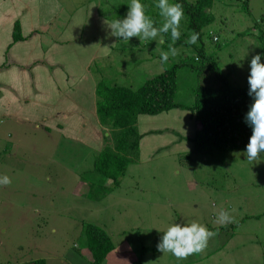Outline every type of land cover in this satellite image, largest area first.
Masks as SVG:
<instances>
[{"label": "rangeland", "instance_id": "1", "mask_svg": "<svg viewBox=\"0 0 264 264\" xmlns=\"http://www.w3.org/2000/svg\"><path fill=\"white\" fill-rule=\"evenodd\" d=\"M243 1L214 0L216 21L204 30V41L215 67L200 73L181 67L180 104L194 101L189 98L188 77L193 76L199 86H214L225 78L245 88L251 59L259 54L264 63V0H250L247 8L241 7ZM129 4L130 0L55 2L50 25H61L57 33L62 31L70 39L60 48V56L69 58L84 49L87 69L76 84L97 120L96 95L92 98L87 93L96 92L97 75L118 86L139 88L168 68L191 63L196 56L195 48L180 45L178 54L162 64L160 51L168 49L157 44L160 37L141 43L138 37L125 41L111 36L102 20L115 19L120 12L125 18ZM108 12L113 17H105ZM70 23L78 25L77 33L65 32ZM208 36L217 37L219 43ZM50 38L56 39L52 34L45 37ZM65 66L71 70L74 62ZM74 82L65 85L71 87ZM138 122L140 133L146 135L140 161L129 166L117 187L95 172L94 162L101 153L89 154L93 145L85 137L79 144L42 126L38 131L13 133L11 128L20 127L16 118L0 115V177L11 180L9 185H0V264L40 260L93 264L83 234L85 224L100 226L116 244L104 264H145L149 260L202 264L205 259L209 264H221V259L224 264H264V153L253 163L247 162L246 151L195 153L191 138L198 124L190 111L141 116ZM111 133H105V146L114 149ZM187 155L192 156L191 163L181 164ZM221 208L233 217L232 223L214 222ZM192 221L219 233L203 252L177 259L154 251L167 227ZM218 227L224 228L213 229ZM213 252L220 255L214 257Z\"/></svg>", "mask_w": 264, "mask_h": 264}, {"label": "trees", "instance_id": "2", "mask_svg": "<svg viewBox=\"0 0 264 264\" xmlns=\"http://www.w3.org/2000/svg\"><path fill=\"white\" fill-rule=\"evenodd\" d=\"M249 1L244 0L245 5L241 7L247 8ZM141 2L145 5L146 14L159 24L161 17L159 10L155 7L157 0H141ZM170 2L183 5L184 16L179 28L181 36L174 46L178 48L184 45L187 48H195L196 56L195 54L192 56L191 63L184 61L168 68L147 80L139 88L109 83L102 75L94 78L97 82V115L103 129L113 133L111 134L114 138L110 139L111 145H115L114 149L110 146L103 148L101 155L95 159L94 169L103 177L104 182L110 180L115 186L120 184V179L126 175L129 166L140 161L141 141L146 136L139 131L138 121L141 116H158L177 109L190 111L198 124L191 138L195 153L246 151V145L252 135V129L245 122L246 113L253 102L248 95L249 86L237 88L225 78L215 82L214 86H199L194 83L191 76L188 77L191 80L190 88H192L189 98H194L193 104L185 105L177 101L182 66H188L193 73H200L203 69L208 70L211 65L215 67V63L212 62L213 55L206 50L204 30L215 23L216 11L213 13L214 0H170ZM106 14L108 16L105 17H113L111 12ZM101 16L104 17L103 13ZM114 18L123 19L124 14L116 13ZM193 31L199 33L198 47L195 44L185 43ZM25 39L21 23L17 21L14 24L13 41L9 50ZM210 39L219 43L217 37L214 38L215 41L213 38ZM170 43V34L164 35L163 47L168 49ZM191 160L192 156L187 155L181 159V164L191 163ZM96 184V182L92 183V185ZM221 228L224 227L213 229ZM83 234L93 264H104L116 251L113 239L100 226L85 224ZM154 251H157V247ZM217 252L211 255L214 256ZM33 264H47V262L40 260Z\"/></svg>", "mask_w": 264, "mask_h": 264}, {"label": "crops", "instance_id": "3", "mask_svg": "<svg viewBox=\"0 0 264 264\" xmlns=\"http://www.w3.org/2000/svg\"><path fill=\"white\" fill-rule=\"evenodd\" d=\"M56 1L0 0V115L3 118H16L20 127L11 128L13 133L38 131L42 126L79 144L83 143L81 139L85 137V142L93 145L94 151L89 154H100L108 136H105L106 131L99 119L92 117V110L84 99L85 93L76 84L87 69L86 54L84 49H79L69 58L60 56V48L70 39L64 38L62 31L61 34L57 33L61 25H50L55 16ZM17 21H20L26 39L9 50ZM76 26L70 23L65 32L77 33L78 30H74ZM48 34L56 39L46 40ZM72 61L74 66L67 71L65 65ZM70 80L75 82L68 87L65 84ZM87 93L95 98L96 92ZM208 262L205 259L202 264ZM224 262L220 260L221 264Z\"/></svg>", "mask_w": 264, "mask_h": 264}, {"label": "clouds", "instance_id": "4", "mask_svg": "<svg viewBox=\"0 0 264 264\" xmlns=\"http://www.w3.org/2000/svg\"><path fill=\"white\" fill-rule=\"evenodd\" d=\"M155 7L159 10L161 20L159 24L146 14L145 5L141 0H130L129 11L123 19H103L102 24L110 30V35L118 40L129 41L138 37L143 43L145 40H157V44L164 43V35L170 34L171 43L167 51H160V63H167L169 57H175L178 49L174 46L180 39V22L184 16L183 5L171 3L170 0H157ZM199 39V33L193 31L185 40L188 45H194ZM113 44L112 46H114ZM109 48V47H104ZM156 50H159L158 48ZM248 95L252 103L245 116V122L252 129V135L246 145L247 162L253 163L264 153V63L261 55H255L250 61V73L247 79ZM8 176L0 177V185H9ZM219 225L233 222L230 213L221 208L214 221ZM219 233L209 230L205 225L192 221L190 223H175L163 232L157 244V250L163 255L172 254L177 259H186L189 255L203 252L209 240ZM131 250V246H129ZM145 264H157V261H146Z\"/></svg>", "mask_w": 264, "mask_h": 264}]
</instances>
